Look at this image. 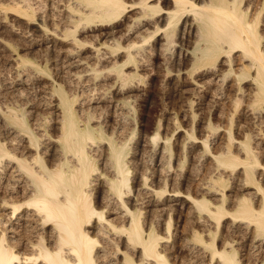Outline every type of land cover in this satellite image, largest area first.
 I'll use <instances>...</instances> for the list:
<instances>
[{
	"label": "bare ground",
	"instance_id": "obj_1",
	"mask_svg": "<svg viewBox=\"0 0 264 264\" xmlns=\"http://www.w3.org/2000/svg\"><path fill=\"white\" fill-rule=\"evenodd\" d=\"M244 4L0 0L18 57L0 67V264H264V0ZM151 73L177 77L170 97L158 87L176 130L208 119L206 135L183 129L187 177L163 116L137 128ZM187 80L206 86L194 111ZM206 157L220 173L192 196Z\"/></svg>",
	"mask_w": 264,
	"mask_h": 264
},
{
	"label": "rangeland",
	"instance_id": "obj_2",
	"mask_svg": "<svg viewBox=\"0 0 264 264\" xmlns=\"http://www.w3.org/2000/svg\"><path fill=\"white\" fill-rule=\"evenodd\" d=\"M247 2V0H243V6L245 5L244 3H246ZM12 19H14L15 20V23H16V25H17V27H26V24L25 23H23V20H20V22H19V20L18 19H16V18H10V20H12ZM17 20V21H16ZM14 23V24H15ZM20 23V24H19ZM39 23V21H37V22H34V23H32V25L31 26H29L30 28H31V30H35V31H33V32H36V33H34V34H36V35H40L41 33H40V31H38V28L36 27V25ZM25 25V26H24ZM37 29V30H36ZM37 33H39V34H37ZM48 34H50V35H52V33L51 32H49ZM57 39H59L58 40V42L60 41L61 42V40L60 39H62L61 37H58ZM59 42V46L60 45H63V47H65V46H67V44L66 43H63L62 44V42L60 43ZM65 42H69V41H65ZM65 44V45H64ZM5 47H4V46ZM4 47V49H3V47ZM0 49L2 50H0V67L3 69V68H8V66H9V64H14V62L18 59V57H17V52H15L11 47H9L7 44H6V42L5 41H2V40H0ZM9 49V50H8ZM6 50H7V52H6ZM3 52V53H2ZM2 55V56H1ZM10 55V56H9ZM4 56V57H3ZM2 59V60H1ZM7 62V63H6ZM5 64V65H4ZM3 66V67H2ZM5 66V67H4ZM153 73V72H152ZM151 73V74H152ZM150 74V75H151ZM162 74V75H161ZM161 74H159L161 77L159 78V75L158 76H154L153 74V76L151 75V76H149L150 78H148L147 77V79H146V81H147V89L148 88H150L151 86H149L148 84H150L151 85V83L152 82H154V83H156L157 82V87H155V88H150L148 91H150L151 90V92H149V93H147V97L146 98H149L150 99V101L152 102V103H149V102H146V100L144 99H140V100H138L136 103H135V105H136V114H135V121H136V124H137V128L138 129H143V130H145L146 131V129H147V132L150 134V133H152L153 131H155V129L158 127V123H159V120H160V118H161V116H163L162 117V121H161V127H160V130H161V132H162V134L164 135V134H169L168 135V137H169V139H170V143L174 146V144L175 143H178V146H177V148L175 149L174 148V152H180V157H181V160L182 161H185V156H184V152H183V150H182V148H181V142L183 141V139H184V134H183V131L185 130V129H189L190 128V130H194V134H195V136L196 137H199V136H202V135H204V133H205V135H206V125H208V119L207 120H205V121H203V120H200L199 118H198V116L196 117V119L194 120V121H192V118L190 117L191 116V113H189L190 115H189V117L187 116V118H185V119H183L182 117H179V118H181V119H179V124H178V126H180V127H178V129L176 130V127H177V125H175V123H174V121H173V117H172V115H173V107H172V105L174 104V103H172L171 101H170V99H167V100H165V96H164V100H163V96H161L162 94H161V92L162 91H160L159 90V84L163 81L164 82V88H166L165 90H163L164 91V94H165V92H166V95H167V97H170L171 96V91L173 90V84H168L170 81L171 82H173V80L172 79H174V81H175V79H176V81H177V77H175V73H173V74H170V75H168V76H165V77H163V80H162V76H164V73H161ZM149 75V74H148ZM151 77H152V79H151ZM155 77V78H154ZM169 77V78H168ZM183 77H185V76H183ZM158 78V79H157ZM168 78V79H167ZM153 80V81H152ZM148 81H149V83H148ZM159 81H161V82H159ZM175 81V82H176ZM167 82V83H166ZM186 84L188 85L187 87H186V89H188V91L190 92V94H189V92H188V94H187V96L185 97V98H187L188 99V101L187 102H189V100L192 98V100L194 101V104H193V109H190L189 108V106H187L186 105V107H185V110L187 109V111H194V110H196L197 108V102H198V97H199V95H201V94H204V92H206V86L204 85V83H202L201 81H195V80H190V81H186ZM149 86V87H148ZM165 86H167V87H165ZM172 89V90H171ZM192 91H191V90ZM195 89H196V91H195ZM198 89V90H197ZM200 89V90H199ZM158 90V91H157ZM155 91V92H154ZM198 91V92H197ZM160 92V93H159ZM196 92H197V94H196ZM157 95H156V94ZM194 94V95H193ZM155 96V97H154ZM193 96V97H192ZM32 97V96H31ZM196 99V100H195ZM167 101V102H166ZM168 104V105H167ZM137 106H138V108H137ZM195 106V107H194ZM202 107V110L206 113L208 110H211L212 108L210 107V105H205L204 106V104L203 105H201ZM171 107V108H170ZM172 109V110H171ZM217 111V110H216ZM216 111L214 110V111H211V112H214L213 114H215L216 113ZM165 112V113H164ZM168 113V114H167ZM165 114V115H164ZM170 114V115H169ZM138 116V117H137ZM174 116V115H173ZM166 117H169V118H167V120H166ZM151 118V119H150ZM165 118V119H164ZM189 118H191V119H189ZM164 119V120H163ZM198 120V121H197ZM201 122H200V121ZM165 121V122H164ZM213 122V124H215V125H218L219 124V126H221L220 128H218L217 129V131H218V134H219V137H220V139L222 138H224V132H222V129H223V126L226 124L225 123V121L222 119V118H220V117H218V116H214V119L212 120ZM173 122V123H172ZM219 122V123H218ZM162 123H164L163 125H162ZM187 123V124H186ZM195 123H197L196 125H195ZM217 123V124H216ZM189 125V126H188ZM140 126V127H139ZM200 126V127H199ZM163 128V129H162ZM175 128V129H174ZM201 128V129H200ZM184 129V130H183ZM199 129V130H198ZM180 130V131H179ZM201 130V131H200ZM167 131V132H166ZM203 133V134H202ZM209 133L211 134V136H212V131H207V135H209ZM221 133V134H220ZM183 134V135H182ZM197 134V135H196ZM199 134V135H198ZM201 134V135H200ZM238 137V136H237ZM239 139H241V136L239 135V137H238ZM175 141H177V142H175ZM180 143V144H179ZM198 143V144H197ZM197 143L195 144L196 146L194 147V150H195V152L196 151H200L201 150V146H200V143H199V140H197ZM133 144H134V140L132 141V143H131V146H133ZM200 146V148H199V146ZM198 147V148H197ZM181 151H180V150ZM176 150V151H175ZM135 158H137V160L135 159ZM134 158V160L136 161V163L134 164V166H136V165H138V163H139V161H140V159L138 158V157H135ZM187 159V158H186ZM203 159H204V161H203ZM203 159H201L202 160V162L200 161L199 162V164L198 163H195L192 167H194V166H198V167H195L196 169H195V171H196V175H197V177L195 178L194 177V175L192 176V179H193V177H194V180L193 181H191L190 183H189V187L188 186H183L185 189L187 188V191L188 192H191V190H192V192H191V194H192V196H194L195 194V192H197V190L196 189H198L199 187H200V182L202 181V180H205V178H207V176H208V178L210 177V176H213V177H217L218 176V174L220 173V171H213L212 173H213V175H211V173H209V171H210V158L209 157H206V158H203ZM209 159V160H208ZM145 161H147L146 163L147 164H143V162L141 161L139 164H142V165H144V167H146V168H144V169H149L150 168V160H148V159H146ZM197 164V165H196ZM201 164V165H200ZM209 166H208V165ZM186 166L188 167L189 165H188V162H187V160L185 161V163H184V165H183V167L180 169V171L178 172V173H182L181 174V177H187L188 175H189V173H190V170L188 169V168H190V166L186 169ZM202 166V167H201ZM186 169V170H185ZM208 169V170H207ZM150 170V169H149ZM185 170V171H184ZM194 170V169H193ZM205 170H207V172L210 174V175H207V173H206V171ZM189 171V172H188ZM199 171V172H198ZM205 171V172H204ZM212 171V170H211ZM210 171V172H211ZM134 172H136L135 170H134ZM184 172V173H183ZM192 172V171H191ZM195 173V172H194ZM203 173H206V174H203ZM216 173H217V175H216ZM230 173H232V172H230ZM236 173V174H235ZM238 171L236 172V171H234L233 173H232V177H234V176H237L238 174ZM187 174V175H186ZM235 174V175H234ZM204 175H206V177L204 176ZM264 175V174H263ZM198 177H199V179H198ZM196 180H198L199 182L197 183V181ZM196 181V182H195ZM200 183V184H199ZM192 184V185H191ZM198 184V188L196 187V185ZM183 187L181 188V190L182 191H184V189H183ZM230 187H232V188H230ZM227 189L229 190V191H226V193H229V192H232V191H234L235 190V188L232 186V183L230 182L229 184H228V187H227ZM186 191V192H187ZM194 191V192H193ZM233 193V192H232Z\"/></svg>",
	"mask_w": 264,
	"mask_h": 264
}]
</instances>
